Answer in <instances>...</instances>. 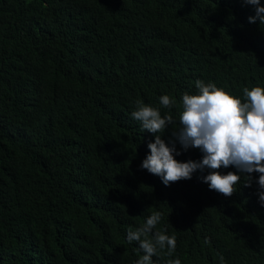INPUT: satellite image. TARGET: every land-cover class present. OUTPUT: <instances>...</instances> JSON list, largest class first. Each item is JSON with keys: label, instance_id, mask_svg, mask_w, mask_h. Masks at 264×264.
Wrapping results in <instances>:
<instances>
[{"label": "trees", "instance_id": "trees-1", "mask_svg": "<svg viewBox=\"0 0 264 264\" xmlns=\"http://www.w3.org/2000/svg\"><path fill=\"white\" fill-rule=\"evenodd\" d=\"M264 6V0H260ZM243 0H0V264H134L126 240L156 211L176 238L154 264H264L259 173L211 190L197 169L165 185L140 167L155 135L137 101L171 114L212 82L243 99L264 87V24ZM175 98L171 109L160 97Z\"/></svg>", "mask_w": 264, "mask_h": 264}, {"label": "clouds", "instance_id": "clouds-1", "mask_svg": "<svg viewBox=\"0 0 264 264\" xmlns=\"http://www.w3.org/2000/svg\"><path fill=\"white\" fill-rule=\"evenodd\" d=\"M245 4L255 6V15L249 22L259 19L264 24V6L260 0H243ZM197 92L182 96V111L179 114V128H174L173 135L182 149L198 148L203 157L199 161L181 162L173 153L179 155L175 142L171 146L162 139L169 124H176L171 114L161 115L158 108L137 101L136 110L131 115L141 122L143 130L155 135L154 141L148 143L150 154L143 159L140 167L151 174L161 177L167 186L182 179H191L197 169H209L203 177L211 190L231 196L237 191L241 176L228 171L222 174L220 168L234 166L240 172L249 174L245 179L251 186L252 173H259V202L264 205V87L254 86L243 89V99L235 96L215 83L195 82ZM176 100L169 95L160 97V104L168 109L176 105ZM162 214L153 212L140 227L127 232L128 243H138L143 255L134 264H154L152 257L158 250L167 249L171 257L176 249L174 235L166 231L153 229L159 224ZM167 264H181L179 258L169 259Z\"/></svg>", "mask_w": 264, "mask_h": 264}]
</instances>
